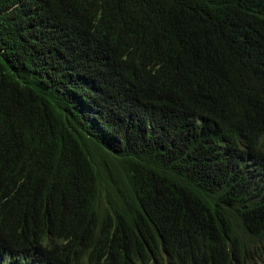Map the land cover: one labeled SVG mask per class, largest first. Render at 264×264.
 I'll return each mask as SVG.
<instances>
[{"label":"trees","instance_id":"1","mask_svg":"<svg viewBox=\"0 0 264 264\" xmlns=\"http://www.w3.org/2000/svg\"><path fill=\"white\" fill-rule=\"evenodd\" d=\"M0 264H264V0H0Z\"/></svg>","mask_w":264,"mask_h":264},{"label":"rangeland","instance_id":"2","mask_svg":"<svg viewBox=\"0 0 264 264\" xmlns=\"http://www.w3.org/2000/svg\"><path fill=\"white\" fill-rule=\"evenodd\" d=\"M104 206H105V204L103 203V204H102V207H104Z\"/></svg>","mask_w":264,"mask_h":264}]
</instances>
